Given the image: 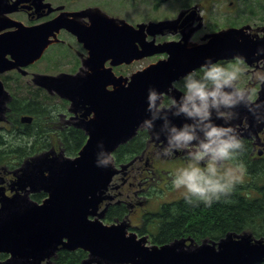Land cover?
<instances>
[{
	"label": "water",
	"instance_id": "95a60500",
	"mask_svg": "<svg viewBox=\"0 0 264 264\" xmlns=\"http://www.w3.org/2000/svg\"><path fill=\"white\" fill-rule=\"evenodd\" d=\"M34 2L38 7L43 0H0V73L26 67L41 59L48 46L55 42L56 33L67 28L82 37L81 42L89 51L85 73L59 74L57 76L35 74L33 83L58 94L71 102V112L86 110L78 128L88 136L86 144L75 158L62 152L50 151L33 157L16 173L18 189L26 190L24 196L16 194L1 200L0 204V255L9 257L0 264H52L58 250L82 249L88 258L82 264H261L264 262V239H254L252 234H227L218 242L186 245L184 240L162 247L145 245V238L137 240L128 235L125 224L106 226L98 213L100 204L107 199L106 193L118 170L113 165L112 154L122 144L132 139L149 115L148 91L150 87L159 95L166 91L175 75H185L188 59L205 60L225 53L239 55V50L229 43L241 30L230 29L212 35L210 42L201 48L188 51L187 45L170 43L171 58L168 62L151 65L132 75L131 80L116 77L111 66L132 63L165 50H155L144 45L138 51L137 37L147 24L137 31L123 20L111 18L99 9L94 11L92 27L82 31L75 21L66 15L36 26H25L7 15L18 11L23 3ZM37 3V4H36ZM49 6V5H45ZM96 13V14H95ZM149 23L150 34L160 33L167 23ZM119 22V23H118ZM15 28L14 31H6ZM76 29L82 31L80 35ZM6 31V32H4ZM3 32V33H2ZM139 33V34H137ZM250 42L244 41L241 48ZM215 45H220L218 48ZM263 41L256 44L257 49ZM217 51L219 54H211ZM243 53V52H241ZM242 55V54H241ZM8 56L11 59H8ZM118 60V61H115ZM173 69L177 74L172 75ZM26 74L25 71H23ZM113 86V90H108ZM10 95L0 81V96ZM158 102V101H157ZM90 119L88 116L92 115ZM176 124L184 122L183 116L172 117ZM31 116L22 117L23 123H31ZM150 131L154 138L160 129V121ZM165 139L163 133L159 136ZM111 154L108 166L96 164L99 145ZM45 192L43 203L29 198L30 193ZM95 217V218H94Z\"/></svg>",
	"mask_w": 264,
	"mask_h": 264
},
{
	"label": "flooded vegetation",
	"instance_id": "af4514ba",
	"mask_svg": "<svg viewBox=\"0 0 264 264\" xmlns=\"http://www.w3.org/2000/svg\"><path fill=\"white\" fill-rule=\"evenodd\" d=\"M160 1V2H159ZM159 6L173 0H159ZM185 4L179 10L176 6V15L171 20L183 15L181 20L174 24L171 28L166 27L156 37H147L148 41L155 40L156 44L166 43H185L189 45H204L210 42L212 35L217 32L236 29L242 33L235 36V41L229 43L232 47L239 50L240 56L219 58L213 61L229 64L239 69V84L241 87L250 89L249 106L244 103L237 105L234 111L237 113L235 118L230 121L231 124L237 127L244 141V151L235 162H226L225 168H232L233 174L238 177L243 174V178H238L233 191L231 192L248 200H258L264 197V46L260 45L257 49L256 44L263 41L264 26L259 27L248 17L243 20L238 2L231 0H185ZM45 3L51 4L54 11L49 12L48 8H37L34 2L23 3L20 9L11 14L10 17L15 21H19L26 26H34L40 23H46L60 14L67 13L69 20L75 21L77 26L82 27V31L92 27L93 14L89 13L82 15L85 8L71 9L66 3H56L54 0H45ZM222 4V5H221ZM220 5L222 12L233 15L235 21L231 22L223 29L211 30L208 27L214 6ZM212 7V8H211ZM61 8V10H58ZM56 9V10H55ZM22 15L24 18L15 17ZM25 20V22L22 21ZM79 34L82 31L76 29ZM78 35L73 34L70 30L63 29L58 34L59 41L52 44L41 59L42 62L47 58L49 65L58 61V55L47 56V53L54 51L60 55L69 56L73 59V69L69 74L85 73L89 69L84 67V62L88 59V49L85 48V43L81 42ZM140 43L145 42L144 34L137 37ZM244 41L250 42L248 46L241 48ZM220 45H215L218 48ZM165 47V46H164ZM152 48V47H150ZM166 49L170 50L169 47ZM243 52V53H241ZM211 54H219L213 51ZM242 54V55H241ZM162 57V58H161ZM158 60H165L168 54L164 53L158 56L151 57ZM148 59V58H146ZM144 60V59H143ZM111 59L109 61L112 62ZM118 61V60H115ZM35 63L25 68L28 73L23 75L20 70H13L3 74L2 77L12 79V75L19 74L27 78L29 82L32 80V69L39 63ZM108 63V64H109ZM192 61H188V64ZM125 64L115 65L113 69H117ZM200 67L196 68L198 70ZM66 73V72H62ZM122 76V74H120ZM182 77L174 82V86L179 90V85L182 82ZM1 80V79H0ZM3 81V80H2ZM9 81L4 80V88L10 94L0 96V134L12 133L16 136L17 133H22L18 130L17 124L23 123L20 117L19 123L14 117V101L9 88L6 87ZM180 91V90H179ZM171 95H163L161 103L165 102ZM70 102L67 99L60 98ZM252 109L251 111L249 109ZM86 110H77L71 112L69 107L68 113H65L64 123L60 127L62 129H77L82 131L77 125L80 124ZM91 116H88L90 119ZM217 123H223L222 120L213 116ZM147 133L148 139L145 148L139 153L130 155L126 161H123L122 154L114 153L115 166L120 170L114 177L107 191V199L101 204L99 213H104L102 218L103 223L111 225L115 223L125 222L129 233L136 234L138 238L146 237L148 245L163 246L174 241L184 240L188 245V237H193L188 234V222L184 225H178L179 231L174 233L163 232V226L169 225V216H178V203L184 200V196L179 189L171 187V175L176 169L185 165L183 152L177 151L172 157H162L157 155V150L166 143L165 139L152 138L149 130L143 129ZM83 132V131H82ZM21 135V134H20ZM123 161V162H122ZM223 170V169H222ZM244 170L247 172L244 174ZM25 194V191H18L16 184V174L14 170L9 168L3 169L0 167V200L6 197H11L16 193ZM43 195L35 193L31 195L35 200L36 196ZM204 230V232H206ZM196 242L204 240L203 238L193 237ZM210 239V238H209ZM215 240V239H213Z\"/></svg>",
	"mask_w": 264,
	"mask_h": 264
},
{
	"label": "clouds",
	"instance_id": "9594fccd",
	"mask_svg": "<svg viewBox=\"0 0 264 264\" xmlns=\"http://www.w3.org/2000/svg\"><path fill=\"white\" fill-rule=\"evenodd\" d=\"M181 80L179 96L171 95L163 103L157 102L161 99L158 90L149 88V115L142 126L152 131L155 122H161L155 135L159 138L163 133L166 143L157 150L158 156L183 152L185 165L171 175V187L183 189L184 200L190 205H211L228 196L238 179L232 168L224 165L235 162L244 151L240 132L230 121L237 115V105H250V89L240 86L238 68L211 58H206L198 70L185 73ZM177 116L186 119L176 124L171 118ZM213 116L223 123H217ZM95 162L105 167L112 162L102 144Z\"/></svg>",
	"mask_w": 264,
	"mask_h": 264
},
{
	"label": "trees",
	"instance_id": "16d2710c",
	"mask_svg": "<svg viewBox=\"0 0 264 264\" xmlns=\"http://www.w3.org/2000/svg\"><path fill=\"white\" fill-rule=\"evenodd\" d=\"M33 97L31 100H22L20 102L17 99L14 101V117L18 123L20 117L24 115L32 116L33 122L31 124H17L18 130L22 132L21 135L24 134L23 137L20 135H18L20 137L17 136L18 138L12 137L9 142L0 137V146L5 147L0 149V165L7 164L10 159V162L13 161L16 164L13 166H17L25 158L42 152L39 148L35 150L30 148L34 142L42 144V150H44L48 144L52 145L50 140L52 138L53 142H59L63 145L66 151H75L74 154H77L87 140L85 133L80 130L73 128L62 129L60 128L62 125L53 126L57 115L41 101L43 98L41 89H34ZM41 135L44 136L41 137ZM54 135L57 136L55 137ZM24 137H30V139L36 141L30 145V143L21 141ZM147 139V133L141 131L128 144L122 146L117 154L121 153L123 161H126L130 155L139 153L145 148ZM36 198L40 201L43 195L36 196ZM177 207L178 216L176 218L169 216V225L163 226L165 234L179 231L177 226H184L188 222V234L196 238L218 240L225 237L228 232L239 234L246 230H255L259 226L263 228L258 234L260 237L264 236V197L258 200H248L230 193L228 196L214 201L211 205H205L202 202L190 205L183 200L178 203ZM206 229L207 231L204 232ZM252 232L254 235L257 234L254 231ZM6 257V255H3L1 259ZM86 257L87 253L83 250L74 252L61 250L58 252L53 264H82Z\"/></svg>",
	"mask_w": 264,
	"mask_h": 264
},
{
	"label": "rangeland",
	"instance_id": "374dc122",
	"mask_svg": "<svg viewBox=\"0 0 264 264\" xmlns=\"http://www.w3.org/2000/svg\"><path fill=\"white\" fill-rule=\"evenodd\" d=\"M54 1L56 3H61V4L63 3L70 4L71 2H73V4L69 5L71 9H78L85 7L99 9L101 12H103L105 15L111 18H115L120 21L123 20L126 23L132 25H135L137 23L157 22L160 20L172 19L173 17H175L177 12L176 10H174L175 7L178 6L180 10L183 7V4H185L186 2L185 0H173L172 2L161 4L159 6V2H160L159 0H54ZM224 1L229 2L231 0H224ZM194 2H196V0H194ZM235 2H238L239 8L241 10L240 13L242 15L239 17L242 20L244 17H248L253 22H255V24L257 23L259 27L264 26V0H235ZM214 8L215 10L212 11L210 16V21L208 24L209 29L211 30L223 29L227 27L231 22L235 21V17L233 15H228V13L222 12L220 10V5L218 6L215 5ZM15 17H18L19 19L24 18L22 15H16ZM22 21L25 22V20L23 19ZM54 54H56V56L57 55L59 56L58 61L56 60L55 63L49 65L47 63V58H48L47 57L42 62H39L32 69V72L49 74V75H58L62 72L68 73L73 69V64H72L73 59H71L69 56L66 55H62V54L60 55V53L58 52L55 53L54 51L50 52L47 56ZM155 60L156 59L154 58L144 59L135 62L131 65L122 66L117 69H114V72L118 76L122 74V76L124 77H130L134 73L145 69L150 64L155 63ZM0 79L3 81L4 80L9 81L6 87L9 88V91L15 100L18 99L21 102L22 100L25 101L34 98L33 90L37 88L34 86L32 80L28 82L27 78H24L23 76H19V74L12 75L11 80L8 79V77H2V76H0ZM42 96L43 98L41 99V101L43 102V104L47 105L49 109L53 110L57 115V119L54 120L53 126L63 125L64 118H66L65 113H68L70 104H68L66 101L61 100L57 95L49 94L44 90H42ZM54 112L53 114H55ZM20 134L22 133H17L16 136L12 133L0 134V137H2L6 142H9V140L12 137L18 138L20 136L21 137L24 136V134L23 135ZM42 136L44 135H41V137ZM54 136L56 137L57 135ZM50 140L52 142L51 143L52 145L50 146L48 144L45 147L46 149L44 148V150H42V144L34 142L36 140L30 139V137H24V139H21L22 142L30 143V145L34 142L32 147L30 148H32L33 150L39 148V150L42 151L32 157L40 156L41 154H44L47 151L52 150L53 148H57L65 156L70 158H75L78 155V153L74 154L75 151H66L63 145H61L59 142L58 143L53 142L52 138ZM2 148L5 147L0 146V149ZM28 158H25L22 162L18 163L17 166H13L16 164H14L13 161L10 162L9 159V162L2 166H6L10 170H15L19 167H22ZM243 172L245 174L247 171L244 170ZM237 178L242 179L243 174H239ZM179 190L183 194V189H179ZM43 196L45 197L46 195L43 194ZM43 199L44 198H42V200ZM262 228L263 227L259 226L256 227L255 230H252L255 233H257L255 235L256 237L260 238V235L258 233H260V230Z\"/></svg>",
	"mask_w": 264,
	"mask_h": 264
},
{
	"label": "bare ground",
	"instance_id": "6f19581e",
	"mask_svg": "<svg viewBox=\"0 0 264 264\" xmlns=\"http://www.w3.org/2000/svg\"><path fill=\"white\" fill-rule=\"evenodd\" d=\"M206 212V211H205Z\"/></svg>",
	"mask_w": 264,
	"mask_h": 264
}]
</instances>
